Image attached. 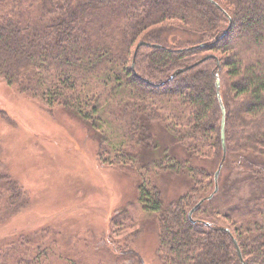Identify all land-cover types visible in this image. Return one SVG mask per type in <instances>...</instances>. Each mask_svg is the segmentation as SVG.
Segmentation results:
<instances>
[{
	"label": "trees",
	"instance_id": "16d2710c",
	"mask_svg": "<svg viewBox=\"0 0 264 264\" xmlns=\"http://www.w3.org/2000/svg\"><path fill=\"white\" fill-rule=\"evenodd\" d=\"M0 77L86 124L102 164L129 168L161 264H264V0H0ZM166 175L185 191L164 205ZM29 199L0 154V264L141 263L124 207L81 240L48 221L11 227Z\"/></svg>",
	"mask_w": 264,
	"mask_h": 264
},
{
	"label": "rangeland",
	"instance_id": "374dc122",
	"mask_svg": "<svg viewBox=\"0 0 264 264\" xmlns=\"http://www.w3.org/2000/svg\"><path fill=\"white\" fill-rule=\"evenodd\" d=\"M55 108L49 114L40 100L16 92L0 77V154L30 197L27 208L9 225L36 229L48 221L60 232L74 228V236L85 240L89 226L108 231V217L121 206L141 230L130 243L141 257L139 264H161L157 219L138 202L133 173L102 164L86 124ZM164 178L160 190L167 205L185 191V177ZM223 182L221 178L219 186ZM125 232L128 228L114 240L126 239Z\"/></svg>",
	"mask_w": 264,
	"mask_h": 264
},
{
	"label": "water",
	"instance_id": "95a60500",
	"mask_svg": "<svg viewBox=\"0 0 264 264\" xmlns=\"http://www.w3.org/2000/svg\"><path fill=\"white\" fill-rule=\"evenodd\" d=\"M152 46V47H160L161 45L159 44H156V43H149L145 40H139L136 44V48L140 47V46ZM198 46H201L203 47L204 44H199ZM208 56H204L202 57L200 60L196 61L195 63L185 67V68H181L180 70L178 71H175L173 75H175L176 73H179L181 71H184L185 69L187 68H190L192 66H194L195 64L203 61L204 59H206ZM133 64H134V61H132V64H131V67H133ZM173 75L171 77H173ZM216 91H217V97H218V101H219V104H220V107H221V110H222V119H221V124H220V142H221V147H222V152H223V158L225 157V153H226V143H225V132H224V114H225V109H224V106H223V103H222V100H221V97H220V92H219V88H220V79H219V76L217 74V78H216ZM220 168H221V165L218 166V168L216 169V171L214 172V182H215V186H214V190L213 192L207 197V199H210L214 194L215 192L217 191L218 189V182H217V179H218V175H219V172H220ZM205 200V198H202L200 199L196 204H194L192 206V208H190L189 212H188V216L189 218H191V215L192 213L203 203V201ZM224 230L227 232V233H230L229 229L228 228H224ZM232 238V242L235 246V249L237 251V254L238 256L241 258V253H240V249L238 247V244L236 242V240L231 236ZM243 264V263H241Z\"/></svg>",
	"mask_w": 264,
	"mask_h": 264
}]
</instances>
